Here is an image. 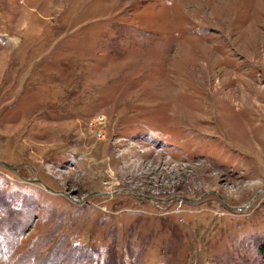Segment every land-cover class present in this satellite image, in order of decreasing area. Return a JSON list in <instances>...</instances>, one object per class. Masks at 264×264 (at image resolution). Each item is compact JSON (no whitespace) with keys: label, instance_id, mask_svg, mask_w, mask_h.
<instances>
[{"label":"rangeland","instance_id":"obj_1","mask_svg":"<svg viewBox=\"0 0 264 264\" xmlns=\"http://www.w3.org/2000/svg\"><path fill=\"white\" fill-rule=\"evenodd\" d=\"M0 264H264V0H0Z\"/></svg>","mask_w":264,"mask_h":264},{"label":"built area","instance_id":"obj_2","mask_svg":"<svg viewBox=\"0 0 264 264\" xmlns=\"http://www.w3.org/2000/svg\"><path fill=\"white\" fill-rule=\"evenodd\" d=\"M103 115H98L91 120H89V127L93 130V133L97 137H102L104 134V130L100 127V124L104 123Z\"/></svg>","mask_w":264,"mask_h":264},{"label":"water","instance_id":"obj_3","mask_svg":"<svg viewBox=\"0 0 264 264\" xmlns=\"http://www.w3.org/2000/svg\"><path fill=\"white\" fill-rule=\"evenodd\" d=\"M3 163L8 166V167H11V168H16L14 167V164L11 163V162H6V161H3ZM32 180H37L39 182H41L45 188H47L48 190L52 191V192H57V190H55L54 188L50 187L48 184H46L44 181H42L40 178H36V179H32ZM96 193H100L101 191H95ZM146 199H149L150 200V197L149 196H145ZM247 204V203H246ZM232 207V206H231Z\"/></svg>","mask_w":264,"mask_h":264}]
</instances>
